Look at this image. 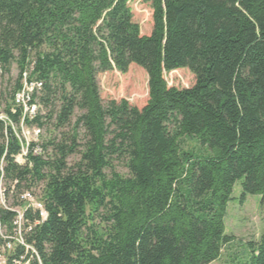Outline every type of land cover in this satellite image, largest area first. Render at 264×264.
<instances>
[{
  "label": "trees",
  "instance_id": "16d2710c",
  "mask_svg": "<svg viewBox=\"0 0 264 264\" xmlns=\"http://www.w3.org/2000/svg\"><path fill=\"white\" fill-rule=\"evenodd\" d=\"M143 1L146 35L137 0H0L6 97L31 65L42 83L47 160L7 170L46 182L49 216L32 237L42 264H211L234 240V185L264 203V0ZM132 65L143 106L104 102L98 76ZM184 70L191 87L168 84ZM249 251L238 264H264V232Z\"/></svg>",
  "mask_w": 264,
  "mask_h": 264
},
{
  "label": "built area",
  "instance_id": "2783aa9c",
  "mask_svg": "<svg viewBox=\"0 0 264 264\" xmlns=\"http://www.w3.org/2000/svg\"><path fill=\"white\" fill-rule=\"evenodd\" d=\"M26 69L10 99L0 89V264H42L32 237L49 216L46 182L7 173L9 164L31 172L36 160L46 161L49 155L44 130L37 126L45 114L38 101L42 83L31 76L32 65ZM2 72L0 67V81Z\"/></svg>",
  "mask_w": 264,
  "mask_h": 264
},
{
  "label": "rangeland",
  "instance_id": "374dc122",
  "mask_svg": "<svg viewBox=\"0 0 264 264\" xmlns=\"http://www.w3.org/2000/svg\"><path fill=\"white\" fill-rule=\"evenodd\" d=\"M131 12L133 21L140 27L142 35L149 33L151 28V11L149 5L143 0L132 3ZM129 69L126 74L116 71L98 76L100 96L104 102L126 100L131 106L140 108L146 101V75L138 67ZM141 71V72H139ZM145 76V77H144ZM17 69L12 68L10 79L15 80ZM147 79V78H146ZM165 79L169 85L177 89L189 88L194 83L193 76L188 71H176L168 74ZM7 77L0 81L1 91L6 88ZM9 91L6 89V92ZM184 150H190L195 145L192 141H184ZM77 157L71 156L67 163L75 162ZM117 171L125 173L124 169L117 166ZM231 201L227 205L225 217V233L234 240L225 247L220 258L211 264H238L249 255V243L256 245L264 232V203L259 196H245L241 198L240 183H236L232 190Z\"/></svg>",
  "mask_w": 264,
  "mask_h": 264
}]
</instances>
